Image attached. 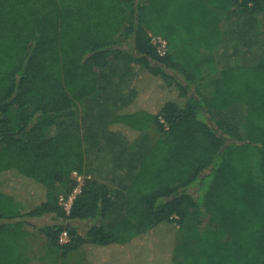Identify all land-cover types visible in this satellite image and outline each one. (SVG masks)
<instances>
[{
    "label": "trees",
    "instance_id": "16d2710c",
    "mask_svg": "<svg viewBox=\"0 0 264 264\" xmlns=\"http://www.w3.org/2000/svg\"><path fill=\"white\" fill-rule=\"evenodd\" d=\"M143 1L0 0V264H32L28 239L55 244L65 230L63 255L84 246L90 264H173L179 251L186 264H264V57L225 66L205 93L199 71L158 53ZM237 2L264 12V0ZM116 57L156 79L111 128L158 135L113 219L117 201L90 176L82 138L58 123L97 95ZM236 106L241 125L219 117ZM75 172L85 181L68 212L60 198ZM47 215L67 225L33 222ZM201 217L218 230L207 243L196 242Z\"/></svg>",
    "mask_w": 264,
    "mask_h": 264
},
{
    "label": "rangeland",
    "instance_id": "374dc122",
    "mask_svg": "<svg viewBox=\"0 0 264 264\" xmlns=\"http://www.w3.org/2000/svg\"><path fill=\"white\" fill-rule=\"evenodd\" d=\"M237 1L144 0L142 2L146 27L153 32V36H161L167 41L168 51L176 60L185 63L193 75L199 71L206 78L208 83L202 87L205 93L212 92L211 82L225 66L237 63L252 64L264 57V12L251 14L243 11ZM150 77L154 78L153 74L142 64L116 57L104 69L97 95L79 102L77 115L70 120H61L58 123L59 127L62 130H72L78 135H97L98 146L113 143L120 150L133 147L131 144L128 145L132 140L108 132V122L111 116L115 115L114 111L129 100V96L136 94V91L145 86L152 85ZM245 114L244 107L236 106L221 113L219 117L236 121L241 125ZM157 131L153 129L144 141L155 140ZM142 144L140 152H145L146 146L142 147ZM89 149L91 152L97 151L96 146L92 144L89 145ZM106 149L104 147L99 155ZM91 155L95 158L94 154ZM99 155L96 158H99ZM115 157L112 152L106 153L104 161H107L108 165ZM82 181V178L77 180V182ZM109 181L117 183L110 177ZM197 189V186H194L190 191L195 193ZM114 192L117 209L114 210L113 215L117 214L112 215L113 219L122 210L121 193L116 190ZM112 218L109 217V220L111 221ZM33 222L38 226L67 225V222L53 215L35 219ZM74 224L78 228L85 225L78 221ZM197 227L203 234L196 237V242L207 243L210 238H216L218 230L207 218H199ZM27 243L28 251L34 260L32 264H82L83 259L79 251L81 247L69 251L64 256L62 245L65 242L61 239L53 244L43 234H36L31 236ZM215 250L217 248H214ZM184 257V253L179 251L174 257L173 264H186Z\"/></svg>",
    "mask_w": 264,
    "mask_h": 264
},
{
    "label": "crops",
    "instance_id": "0c3cea01",
    "mask_svg": "<svg viewBox=\"0 0 264 264\" xmlns=\"http://www.w3.org/2000/svg\"><path fill=\"white\" fill-rule=\"evenodd\" d=\"M150 78H151L150 83L153 84L156 77L154 76V78H152V77H150ZM149 86L150 85L145 86L144 88L136 91V94H134V95L132 94L131 96H129L128 97L129 100L126 101L125 104H123L121 107L116 109L114 112L117 113L118 111H120L125 106H129V105H132L133 103L139 102V100H141V98H142V96H140V95ZM109 122H110V120H109ZM109 122H108V126H109L108 132H110L111 134H114V135H119L118 133H115L113 131ZM153 129H155V128L153 127L152 130ZM152 130L146 131V133L144 132L143 134H140L141 136L139 135L138 137H135V138H130L128 136H124V135L120 134L121 136H123L129 140H132V141H130V143H128V145L131 144V146H133V147H130L129 149H122V150H120L117 146L113 145V143H111L109 145H100L101 147L98 146L97 144H99V139L97 138L98 137L97 135H94V134L79 135L83 140L85 156H86L85 161H86L87 168L90 169V172H91L90 176L99 179L100 181L104 182L105 184H107L110 187V192H111L110 194H111V197L113 198V201L116 200L114 190H116L120 193L125 192L126 185L129 181V177H127V175H129V174L133 175V173H135V169H137L139 163L141 162L142 157L145 155L147 149H149L150 146L153 144L154 140L150 141V139H148V140L146 139V141H144V138H146L147 134H150V132ZM150 138H151V136H150ZM91 144H92V146L93 145L96 146V148H97L96 152L90 151L89 145H91ZM141 144H142V147L146 146L145 152H140L141 151ZM104 147L107 149L103 150L102 154L99 155L100 151L102 149H104ZM110 152H112L113 157H114V155L116 157L113 158L112 160H110V162L107 165V161H104V156L106 153H110ZM91 153L95 155V158L91 157L92 156ZM97 155H99L100 157L96 158ZM131 175H130V177H131ZM109 177L111 178L112 181H115L117 183H110ZM111 188H113L114 190H112ZM79 251H80V253L82 255V259H83L82 264H90V262L86 256L85 247L81 246Z\"/></svg>",
    "mask_w": 264,
    "mask_h": 264
},
{
    "label": "built area",
    "instance_id": "2783aa9c",
    "mask_svg": "<svg viewBox=\"0 0 264 264\" xmlns=\"http://www.w3.org/2000/svg\"><path fill=\"white\" fill-rule=\"evenodd\" d=\"M152 42L155 45V47H156V49L160 55L164 56L167 54L168 43L164 38H162L161 36H153ZM74 176L76 177L77 180H80V178H82L83 181L77 183V186L74 188L73 192L68 197L61 196V198H60L61 204L63 205L64 209L68 212L70 211L74 200L82 192V187H83L84 181H85V176H83V175H80V174L75 172ZM60 239L62 242L68 243L70 241V236H69L68 232L67 231L62 232V234L60 235Z\"/></svg>",
    "mask_w": 264,
    "mask_h": 264
}]
</instances>
